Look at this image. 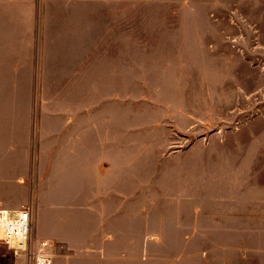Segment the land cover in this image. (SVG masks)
<instances>
[{
    "label": "rangeland",
    "instance_id": "374dc122",
    "mask_svg": "<svg viewBox=\"0 0 264 264\" xmlns=\"http://www.w3.org/2000/svg\"><path fill=\"white\" fill-rule=\"evenodd\" d=\"M9 18L0 208H33L53 264H264V0ZM0 264L24 260L0 241Z\"/></svg>",
    "mask_w": 264,
    "mask_h": 264
},
{
    "label": "built area",
    "instance_id": "2783aa9c",
    "mask_svg": "<svg viewBox=\"0 0 264 264\" xmlns=\"http://www.w3.org/2000/svg\"><path fill=\"white\" fill-rule=\"evenodd\" d=\"M34 210L31 206L0 208V241L24 264H53L49 240L33 236Z\"/></svg>",
    "mask_w": 264,
    "mask_h": 264
},
{
    "label": "crops",
    "instance_id": "0c3cea01",
    "mask_svg": "<svg viewBox=\"0 0 264 264\" xmlns=\"http://www.w3.org/2000/svg\"><path fill=\"white\" fill-rule=\"evenodd\" d=\"M20 1L18 4L14 5L13 2ZM23 0H0V78H6L9 79V73H11L10 70V37L8 34L7 26L9 25V10L10 8H19L20 3H22ZM12 3L13 6L10 5ZM22 21L19 20V24H21ZM23 41L24 36L22 38H18V41ZM32 42V39H31ZM17 50L14 51L13 55L18 56V58H24L26 55V50L24 47V44L18 43L17 44ZM22 60V59H21ZM16 63V62H15ZM17 68L14 72H21L26 71L25 66L26 62L23 59L22 62L16 63ZM23 70H21V68Z\"/></svg>",
    "mask_w": 264,
    "mask_h": 264
}]
</instances>
